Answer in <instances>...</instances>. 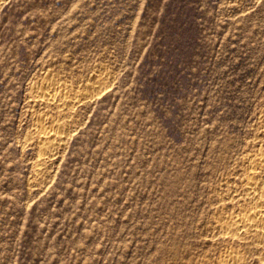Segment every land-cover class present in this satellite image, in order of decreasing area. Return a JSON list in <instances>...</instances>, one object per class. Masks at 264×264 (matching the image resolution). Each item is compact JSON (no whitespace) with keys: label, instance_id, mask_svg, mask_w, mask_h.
Instances as JSON below:
<instances>
[{"label":"rangeland","instance_id":"obj_1","mask_svg":"<svg viewBox=\"0 0 264 264\" xmlns=\"http://www.w3.org/2000/svg\"><path fill=\"white\" fill-rule=\"evenodd\" d=\"M254 156L264 0H0V264H264Z\"/></svg>","mask_w":264,"mask_h":264},{"label":"bare ground","instance_id":"obj_2","mask_svg":"<svg viewBox=\"0 0 264 264\" xmlns=\"http://www.w3.org/2000/svg\"><path fill=\"white\" fill-rule=\"evenodd\" d=\"M46 77V76H45ZM46 79V78H45ZM46 81V83H48V84H50L51 85V89L52 90H42L41 92H40V94H39V99L40 100H42V101H44V102H51V101H53V100H55L54 99V90H56V89H58V88H60V86H58V85H56L54 82L55 81H53V80H50V79H46L45 80ZM44 81V82H45ZM45 83V84H46ZM40 88V87H39ZM50 89V88H49ZM58 91V90H57ZM38 92H39V90H38ZM60 94V93H59ZM58 98V97H57ZM74 98V97H73ZM64 99H66V98H64ZM75 99V98H74ZM76 101H77V99H76ZM56 103V102H55ZM65 104V103H64ZM68 104V103H67ZM67 106V105H66ZM47 116V115H46ZM46 116H44V115H41V114H38V115H36L35 116V119H36V121H37V127H36V129L33 131V133L34 134H37V136L39 137V140L41 141V147H42V150L44 151V153H45V151H50L51 150V148H52V146L54 145V144H58V142L62 139V133H61V131L59 130V129H56V128H54L53 127V125H54V123H53V121H51V120H49V123H50V128L49 129H46V127L44 126V121H48L47 120V117ZM54 118V117H53ZM55 121V120H54ZM59 122V121H58ZM57 122V123H58ZM48 123V122H47ZM63 124V123H62ZM57 126H58V124H56ZM60 125V124H59ZM61 126V125H60ZM63 126V125H62ZM62 130V129H61ZM261 151V150H260ZM262 153V152H261ZM51 154V153H50ZM264 163V157L263 158H261V157H253V158H250L249 160H248V164L251 166V167H253V168H256V167H259L261 164L262 165H264L263 164ZM259 178V177H258ZM258 178H257V176L255 175V172H253V173H250V174H248V175H246L245 176V180H244V184H245V192L246 191H248V192H250L251 194H252V196L253 197H256V198H263L262 199V201H261V204L259 203V205H258V207H256L255 209H254V207L253 208H251V210L252 209H254L252 212H251V214L249 215L248 213H250V212H248L247 214L249 215L248 217H246L245 215H247V214H245V215H239V216H235L234 215V217L232 218V219H230V220H224V221H222V222H220V228L222 229V230H229V229H231V228H233V231L235 230L234 229V227L236 228V227H239L240 228V226H245V225H247L248 227L247 228H249V227H252V228H254V229H257V230H259L260 232H264V215L262 214V212H263V209L261 208L262 206H263V203H264V182H260V181H258ZM244 189V188H243ZM259 199V200H260ZM255 200V199H254ZM258 201V200H257ZM256 205V204H255ZM246 213V212H245ZM262 214V215H261ZM231 218V217H230ZM243 228V227H242ZM231 254V253H230ZM229 254V255H230ZM238 254H231V260L232 259H236V258H238V256H237ZM228 257V256H227ZM229 258V257H228ZM228 258H226L225 260H224V258H223V261H224V263L225 262H227L228 260ZM229 258V259H230ZM222 261V262H223ZM230 261V260H229ZM223 263V264H224Z\"/></svg>","mask_w":264,"mask_h":264}]
</instances>
